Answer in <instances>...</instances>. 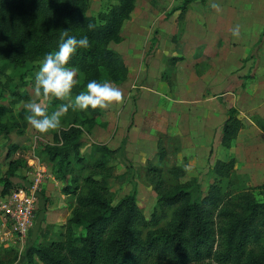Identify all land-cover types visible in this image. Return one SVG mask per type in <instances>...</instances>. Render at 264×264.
<instances>
[{
    "label": "trees",
    "instance_id": "16d2710c",
    "mask_svg": "<svg viewBox=\"0 0 264 264\" xmlns=\"http://www.w3.org/2000/svg\"><path fill=\"white\" fill-rule=\"evenodd\" d=\"M137 1L116 0L94 17L87 13L90 0H0V59L15 68H25L27 52L57 50L61 30L67 29L78 38L87 35L90 40L87 49H78L72 56L70 66L87 77L104 82L108 78L120 85L128 79L129 70L123 56L110 44L122 42L123 26ZM207 1L200 0L202 4ZM192 2L185 0L169 14L181 11L184 16ZM88 24L95 28L89 30ZM178 60L174 58L172 63ZM6 113V107H0V119ZM85 113L55 133L53 145L44 146L45 159L54 164L53 174L63 184L62 194L74 197L76 206L62 238L48 240L49 235L43 234L47 243L28 248L27 264H264V185L240 192L225 190L222 182L233 176L235 159L216 162L212 169L216 182L199 201L192 200L184 188L168 190L162 169L149 165L157 205L148 220L135 193L116 205L108 198L113 173L107 165L119 149L95 144L99 158L94 161L81 154L84 132L96 127L104 109L89 108ZM243 126L232 109L222 145L230 148ZM161 143L159 140V161L167 156ZM12 155L18 156L11 160L4 177L3 197L20 187L13 179L22 170L21 148L12 145L7 158ZM185 172L181 168L171 170L174 177ZM167 219L165 228L147 231ZM76 226H84V234H76Z\"/></svg>",
    "mask_w": 264,
    "mask_h": 264
},
{
    "label": "crops",
    "instance_id": "0c3cea01",
    "mask_svg": "<svg viewBox=\"0 0 264 264\" xmlns=\"http://www.w3.org/2000/svg\"><path fill=\"white\" fill-rule=\"evenodd\" d=\"M217 14L197 13L202 17L204 25L202 27L197 20L195 31L190 28L194 20L187 13L186 29L182 32L184 34L177 42H172L173 45L170 42L173 36L162 28L160 40H166L167 44L170 40L169 51L161 44L151 53V47H147L146 43L142 45L143 43L135 42L130 45L128 59L123 55L129 70L128 79L116 86L124 92L128 91L125 100H130L131 96L141 92L142 107L138 106V113L134 118L138 121L136 116L143 117L141 122L138 121L129 130L128 124L134 108L128 110L125 100L122 104H113V109H104L101 127L107 132L111 130L112 138L103 144L110 149H118L116 147L125 143V133L128 132L131 139L128 140L126 153L142 159L147 158L150 153L157 154L159 137L169 135L174 143L170 141L167 146H176L178 155L183 156L181 159L192 157V163L210 162L212 169L217 161L228 162L235 159L234 175L240 177L248 187L255 188L264 185V45H260L262 37L255 34L243 41L241 45L244 48L240 51V44L235 43L236 39L229 35H232V29L237 25L240 26V34L248 33L249 30L246 31L244 27L252 22H257L262 29L258 33H263L264 13L254 10L242 17V21L236 20V16L228 10L224 17ZM213 17L216 21L212 20ZM143 20L147 18L144 17ZM218 21H224V24L218 25ZM204 29L208 36L201 33ZM144 47L148 52L142 56L141 49ZM174 58L180 60L172 63ZM160 98L163 99L164 106H161ZM149 102H152V106ZM232 109L237 111L244 126L232 146L226 148L222 145V134ZM154 130L157 132L152 135L155 139L151 148L145 140ZM136 137L145 140L137 141ZM115 138L120 141H115ZM216 143H219L217 148L212 149ZM14 145L19 147L18 144ZM14 158H7V168L1 178L5 177ZM59 182L49 173L44 185L43 204L38 213L43 210L46 198L50 196V205L47 200L49 214L63 212V202H69L70 198L74 199L70 204L76 206L74 197L53 192L54 186L57 187ZM3 189L0 186V199L3 197ZM69 217L70 215L66 219ZM66 223L67 221L65 225ZM43 234L49 235V232L42 231V237Z\"/></svg>",
    "mask_w": 264,
    "mask_h": 264
},
{
    "label": "rangeland",
    "instance_id": "374dc122",
    "mask_svg": "<svg viewBox=\"0 0 264 264\" xmlns=\"http://www.w3.org/2000/svg\"><path fill=\"white\" fill-rule=\"evenodd\" d=\"M184 1L185 0H173L172 2L162 0H138L136 2L135 9L132 12L131 18L127 20L123 26L122 42H111V48L119 52L122 56L124 55L126 59H128L130 45L135 42L143 43L142 45L146 43L147 47H151L149 53L154 51L156 47H159L160 44L161 46H164L166 51H169L171 46L169 44L170 40H168V44L166 40H160L161 30L163 28L165 31L169 32L170 36H173L170 41L173 45L172 42H177V39L184 34L182 32L186 29L187 13H190V19L194 20V22L191 23L190 28L195 31H197V20L202 27L204 25L202 23L204 22L202 17L200 15L198 16L197 13H218L217 15H222L224 17L227 15L225 14V11L228 10L232 12V14L236 16L235 19L239 21H242V17L247 16L248 13H253L254 10H256L257 13H264V0H211L210 2L207 1L205 4H202L200 0H192L193 2L188 6L187 12L184 16H181V11L169 14L173 9L180 7ZM114 3H116V0H90L87 13L89 16L98 17L101 12ZM212 3H218L220 5V10L213 9L210 6ZM144 17H146L147 20L144 21ZM39 20V23H43L41 19ZM212 20L216 21L215 17H213ZM220 20L222 19L220 18ZM223 24L224 21H218V25ZM206 25L209 26L208 24ZM244 29L246 31L249 30L247 31L248 33H241L239 38L229 35L236 39L235 43L240 44L241 47L238 48L240 51L244 48V46L241 45L243 41L247 38L254 37L255 34H258L257 36L259 38L262 37L260 45H264V35H262L264 34V31L261 34L258 33L262 29L257 22H252L246 28L244 27ZM135 30H137V32ZM201 33H204L203 36L209 35L205 29ZM166 45H168L167 48ZM141 52L142 56H144L148 50H145L144 47L141 49ZM46 53L49 52L39 54L27 52L25 55L27 58V65L25 68H15L8 61L0 59V107H6L7 109L6 115L0 119V186L4 187L5 179L1 178V176L4 175L3 172L7 168L6 162L8 150L14 144H18L23 153L22 170L20 171L21 174L19 173V175L13 179V184L15 186L26 185L27 177L25 173L26 168H28L27 161L29 158H37L40 162H43L46 165L45 169L49 170L48 173L53 174L54 164L46 161L43 153L44 146L46 144L53 145L55 133L59 132L61 129L67 128L68 122H71L74 117L77 115L82 117L86 114L85 110L72 111L70 109L66 116L62 118L61 127L47 134L37 133L31 125L27 123L25 119V116L27 115L25 103L30 100L40 99L34 95L35 74L39 69L40 61L44 58ZM77 79L80 83L73 89V97L77 95L76 90L78 88L82 87V90H84L87 82L95 78L87 77L78 71ZM97 81L104 82L103 79H97ZM105 81L111 82L108 78H105ZM158 87L159 86L156 88ZM122 92L125 100L128 95V91ZM141 98L142 94L140 92L139 94L131 96L130 100H125V104H127L126 108L128 110L134 108L129 122L130 124H128L129 130L135 123L138 121L141 122L143 117V115L136 116L137 120L139 119L138 121H135L134 118L136 113H138L136 112L138 106L139 108L142 107ZM160 100L162 104L161 106H164L163 99L160 98ZM45 103L49 113H51L56 110L60 104L65 103V101L51 98ZM150 106H152V102L150 103ZM161 106L159 105L160 108H162ZM110 107L113 109V105ZM103 121L102 117L99 118V120H97L96 127H94L91 132L85 131L83 134L81 154L85 157H89L91 161L99 158V154L95 152L94 145L103 144L110 140V137L112 138L111 130L110 132H107L101 127V122ZM155 131L157 132V130L151 131L152 134L149 138H146L147 140L142 137H138V139L136 137L135 140H145V142L152 148L153 145L151 144H153V140L155 139L152 135L154 136ZM138 132L142 133L141 131ZM21 133H23V135H21ZM125 134V143H122L120 147H116L119 149V152L109 160L107 165V167L112 169L113 173L109 179L108 194V198L110 199L112 205H116L125 196L135 193L138 205L142 209L143 214L148 220H151V215L157 205V194L153 189L150 176L148 175L149 165H154L162 169V177L168 190L184 188L190 193L191 198L194 201L201 200L207 194L209 187L216 182V177L212 171L211 163H192L190 162L192 157H190V159L187 157H185V159H181L183 156L182 154L181 156L178 155V152H176V146H167L170 141L174 143V140H172L169 135L159 137V140H161V144L165 147L167 153L166 158L163 161H159L158 153L153 155L150 153L147 158L142 157V159L140 157L129 155L128 152L126 153V146H128V140L131 138L128 132ZM138 135L140 134L138 133ZM35 137L39 138L36 139ZM115 141L119 142L120 140L119 138H115ZM218 144L219 143H216L212 149L217 148ZM17 156L18 155L14 157ZM173 168H181L186 172L178 177H174V175L171 174V170ZM222 185L227 191L231 189L232 191L240 192L250 188L243 180L240 179V177H237L234 174L230 180H224ZM62 187L63 184L59 182L57 187L54 186L53 192L61 194ZM255 193L259 196L258 191H255ZM70 199L71 200L69 202L68 200L63 202L64 210L63 212L58 213V215L56 213L49 214V205L50 200H52V196L47 197L43 210L38 213V217L36 216L34 227L26 239H20L16 235H6L5 230L1 227L3 220H0V264H27L25 254L28 248L39 243V241L42 243H47L46 241H48L42 237V231L49 232V240L61 239L62 234L65 232V222H68L69 218L72 217V211L75 206L74 204H70L71 201H74V199ZM47 200L49 205L47 204ZM45 208L46 211L44 210ZM171 213L172 212H170V214ZM69 215L70 217L67 220L66 218ZM168 221L169 219L163 220L158 226H151L147 231H157L158 229L165 228ZM74 232L82 235L85 232V228L84 226H76ZM37 264L39 263L37 262ZM212 264L215 263L213 262Z\"/></svg>",
    "mask_w": 264,
    "mask_h": 264
},
{
    "label": "clouds",
    "instance_id": "9594fccd",
    "mask_svg": "<svg viewBox=\"0 0 264 264\" xmlns=\"http://www.w3.org/2000/svg\"><path fill=\"white\" fill-rule=\"evenodd\" d=\"M210 6L220 10L218 3H212ZM87 28L93 30L95 25L88 24ZM232 35L239 38V25L232 29ZM89 46L90 40L87 35L78 38L72 35L70 30L62 29L58 49L46 53L40 61L34 84V95L40 99L25 103L27 111L25 119L37 133L47 134L60 128L62 118L70 109L72 111L89 108L107 109L113 104L124 102V94L118 86L112 82H98L95 79L87 82L86 88L73 97V89L80 81L77 79L79 70L70 66V61L78 49H87ZM51 98L65 103L49 113L45 102Z\"/></svg>",
    "mask_w": 264,
    "mask_h": 264
},
{
    "label": "built area",
    "instance_id": "2783aa9c",
    "mask_svg": "<svg viewBox=\"0 0 264 264\" xmlns=\"http://www.w3.org/2000/svg\"><path fill=\"white\" fill-rule=\"evenodd\" d=\"M37 158H29L27 183L0 199V217L6 235L26 239L32 231L36 215L43 204L45 181L49 176L46 165Z\"/></svg>",
    "mask_w": 264,
    "mask_h": 264
}]
</instances>
